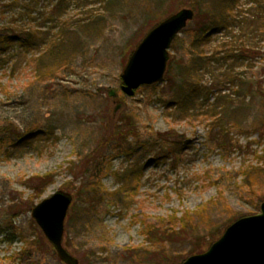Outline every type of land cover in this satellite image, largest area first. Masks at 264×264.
Here are the masks:
<instances>
[{"label": "rangeland", "instance_id": "obj_1", "mask_svg": "<svg viewBox=\"0 0 264 264\" xmlns=\"http://www.w3.org/2000/svg\"><path fill=\"white\" fill-rule=\"evenodd\" d=\"M181 9L170 80L125 95L132 52ZM29 28L43 45L0 50V264H64L31 217L58 190L78 264H181L259 212L264 0H0V33Z\"/></svg>", "mask_w": 264, "mask_h": 264}, {"label": "water", "instance_id": "obj_2", "mask_svg": "<svg viewBox=\"0 0 264 264\" xmlns=\"http://www.w3.org/2000/svg\"><path fill=\"white\" fill-rule=\"evenodd\" d=\"M193 17L191 9H181L144 36L121 75V91L125 95L133 96L140 86L162 82L171 43ZM108 95L114 97L116 92L110 90ZM119 107L120 104L115 111ZM71 202L69 192L58 190L31 210V217L64 264H78L62 245L64 220ZM181 264H264V201L257 214L235 220L205 252L192 255Z\"/></svg>", "mask_w": 264, "mask_h": 264}, {"label": "trees", "instance_id": "obj_3", "mask_svg": "<svg viewBox=\"0 0 264 264\" xmlns=\"http://www.w3.org/2000/svg\"><path fill=\"white\" fill-rule=\"evenodd\" d=\"M59 5H61L60 3H59ZM57 7V6H56ZM59 7V6H58ZM51 14H53V13H51ZM39 27V26H38ZM209 29L210 28H204V29H201L202 31L200 32L201 33V38H202V40H206L208 37H209V34H208V32H210L209 31ZM211 30V29H210ZM28 32L29 31H31V32H27V33H25L23 36H20L19 34H15V35H19V36H15V35H12L11 34V32L10 31H6V32H1L0 33V50H5L7 47H9V46H11L13 43H15V44H18L19 46H26V47H34V46H39V45H43L44 44V42H45V40H46V38H47V35L45 34V37H43V36H39V35H36V33L37 32H35V31H37V30H35V29H33V28H29L28 30H27ZM34 31V32H33ZM208 31V32H207ZM208 34V35H207ZM42 35V34H41ZM58 42L57 41V39H54V40H52L50 43H48L47 42V45H56L57 43L56 42ZM175 41V40H174ZM173 41V42H174ZM195 42H200L199 40H194L192 43H191V47L192 48H195V47H197V48H199V46H197L196 44H198V43H195ZM173 44V43H172ZM197 60H195V61H193V64H196L197 62H196ZM203 61V60H202ZM172 61H169L168 62V66L169 67H171L172 66V63H171ZM204 63H206V64H208V61H206V59H204ZM200 65H202V63L200 64ZM166 80H170L169 78H168V74L165 76L164 75V79H163V81L165 82ZM182 83H183V81H182ZM245 84V82L243 81V85ZM249 87V84H247V85H245V86H243V90L245 89H247ZM184 88V89H183ZM183 88L182 89H180V90H183L184 91V95H185V99L186 98H188L189 100H190V102H192V99H193V97L194 96H196L197 95V90H196V86H192L191 84H189V82H187V83H185L184 84V86H183ZM186 89V90H185ZM261 97H263L264 98V92H262L261 93ZM122 123L120 122L119 123V127L117 128V135L118 136H126V134L132 129L130 126H129V124H127V126H125V127H122V126H120ZM224 127V126H223ZM219 134V138H220V140H223V141H226V136H224V135H221V134H223V133H218ZM32 135V134H31ZM115 135V134H114ZM29 137V136H28ZM128 137V136H127ZM184 142V141H183ZM182 142V143H183ZM181 143V144H182ZM226 145V144H225ZM133 172H135V174H136V170L135 171H133ZM86 186V185H85ZM87 188L88 187H92V186H86ZM85 187V188H86ZM82 191V190H81ZM95 192H96V189L95 188H93V190L92 191H90V190H87L86 192H84L83 193V195H82V193L80 194V192H79V194L77 195V197H90L91 195L92 196H94L95 195ZM91 196V197H92ZM111 196L112 197H117V196H115V193L114 194H111ZM234 221V220H233ZM233 221H231V222H229L228 224H227V226H229ZM226 226V227H227ZM181 229V228H180ZM182 231V230H181Z\"/></svg>", "mask_w": 264, "mask_h": 264}]
</instances>
